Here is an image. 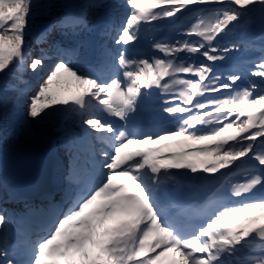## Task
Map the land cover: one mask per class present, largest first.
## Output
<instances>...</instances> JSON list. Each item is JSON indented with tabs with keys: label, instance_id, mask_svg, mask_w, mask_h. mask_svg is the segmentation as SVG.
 <instances>
[{
	"label": "snow or ice",
	"instance_id": "obj_1",
	"mask_svg": "<svg viewBox=\"0 0 264 264\" xmlns=\"http://www.w3.org/2000/svg\"><path fill=\"white\" fill-rule=\"evenodd\" d=\"M0 107L48 149L0 264H264V0H0Z\"/></svg>",
	"mask_w": 264,
	"mask_h": 264
},
{
	"label": "water",
	"instance_id": "obj_2",
	"mask_svg": "<svg viewBox=\"0 0 264 264\" xmlns=\"http://www.w3.org/2000/svg\"><path fill=\"white\" fill-rule=\"evenodd\" d=\"M46 153L38 146L0 154V166L7 162V176L12 189L19 195L34 196L40 194L41 166Z\"/></svg>",
	"mask_w": 264,
	"mask_h": 264
},
{
	"label": "rangeland",
	"instance_id": "obj_3",
	"mask_svg": "<svg viewBox=\"0 0 264 264\" xmlns=\"http://www.w3.org/2000/svg\"><path fill=\"white\" fill-rule=\"evenodd\" d=\"M41 2L42 3H48L49 0H41ZM56 2H60V0H56ZM118 2H122V0H118ZM48 19H50V17H48L47 14H45L43 16H38L36 18V23L37 24L45 23V22H47ZM110 43H111V41H110ZM53 87L55 89L58 86L54 84ZM54 120H57L59 123L64 124L67 127H69L73 133H79V131H80L79 128L75 127L71 123V121H62L56 117H54ZM33 127L35 128L36 126H33ZM13 132L14 133L12 134V136H14L13 137L14 139L21 140L23 138H27L23 135H20L17 131L13 130ZM51 135L53 136V138H55L56 136L59 135V133L53 129L51 132ZM38 136H39V133L37 132V140L39 139ZM12 141L13 140H11V139H6L0 143V154H6V152L12 147L9 145V144H11ZM37 142H39V144L41 143L40 140H38ZM29 147H33V146H29ZM41 149L44 151V153H47V151H48V149L45 146H43ZM57 159L64 165L66 163V161L69 160L68 153L66 151H64L63 149H60L58 154H57ZM4 181H5V178L3 177V172L0 168V210H6L8 215H9V210H13V215L11 216V218H12V221L16 222V220H17L16 217H18V213L21 211L20 209L17 208V205H25L26 203L31 205V203L36 201L37 198H39L40 196H37V197L22 196V197H20V196H17L16 194H15V196H9L5 192ZM240 182H242V181H240ZM7 186H8V190L10 192H15L11 187H9L8 181H7Z\"/></svg>",
	"mask_w": 264,
	"mask_h": 264
},
{
	"label": "trees",
	"instance_id": "obj_4",
	"mask_svg": "<svg viewBox=\"0 0 264 264\" xmlns=\"http://www.w3.org/2000/svg\"><path fill=\"white\" fill-rule=\"evenodd\" d=\"M3 116H4V110L2 107H0V143L6 139L13 140L11 142V144H9L12 147L6 153L12 152V151L17 150V149H21V148H25V147H29V146H34V145L38 146L40 148L43 147L41 145V143L39 144V142H37L39 140V139L37 140V137L36 138L27 137V138H23L21 140L14 139L13 138L14 136H12V134L14 133L13 130L9 129L8 132L5 131L4 123H3ZM0 168H1V166H0ZM1 170L3 172V177L7 180L6 172L2 168H1Z\"/></svg>",
	"mask_w": 264,
	"mask_h": 264
},
{
	"label": "bare ground",
	"instance_id": "obj_5",
	"mask_svg": "<svg viewBox=\"0 0 264 264\" xmlns=\"http://www.w3.org/2000/svg\"><path fill=\"white\" fill-rule=\"evenodd\" d=\"M83 155V154H82ZM70 163V164H69ZM73 163V161H71L70 159L66 161V163L64 164L65 167H68L69 165H71ZM40 196V194L38 195H34L33 197H37ZM22 197V196H20ZM42 204V199L41 196L39 198H37L36 201H34L33 203H31V205L36 206L37 208H39V206ZM25 205H17V208L20 209L21 211L18 213V218L16 220V222L12 221V226H16V228H19L20 223H19V218L21 216L22 213H24L25 211ZM13 215V210H9V216L11 217ZM18 243V240H17Z\"/></svg>",
	"mask_w": 264,
	"mask_h": 264
}]
</instances>
